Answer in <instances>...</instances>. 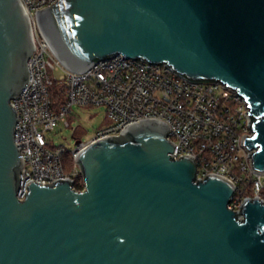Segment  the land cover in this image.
Returning a JSON list of instances; mask_svg holds the SVG:
<instances>
[{
    "label": "water",
    "instance_id": "obj_1",
    "mask_svg": "<svg viewBox=\"0 0 264 264\" xmlns=\"http://www.w3.org/2000/svg\"><path fill=\"white\" fill-rule=\"evenodd\" d=\"M38 15L74 72L123 55L235 90L252 118L244 145L264 174V0H58ZM33 52L22 1L0 0V264H264V200L230 209L236 185L198 180L192 157L172 158L162 121L89 141L77 156L82 191L32 181L21 201L13 100Z\"/></svg>",
    "mask_w": 264,
    "mask_h": 264
},
{
    "label": "built area",
    "instance_id": "obj_2",
    "mask_svg": "<svg viewBox=\"0 0 264 264\" xmlns=\"http://www.w3.org/2000/svg\"><path fill=\"white\" fill-rule=\"evenodd\" d=\"M31 28L34 52L29 60L30 79L14 100L18 113L15 140L23 158L18 198L23 201L27 185L53 184L71 180L76 188L83 175L77 156L87 143L73 150L53 147L47 134L59 123L70 126L73 108L103 107L108 124L91 140L120 136L131 125L162 121L170 128L174 159L192 157L197 179L216 175L237 187L230 209L241 210L248 199L264 200V174L256 173L253 151L244 145L253 136L247 102L235 90L220 82H193L170 66L118 55L98 62L87 72L70 70L47 42L39 11L58 0H21ZM73 155V171L65 170L63 157ZM82 189V190H83ZM78 190V189H77ZM79 190V191H82ZM253 196H249V191Z\"/></svg>",
    "mask_w": 264,
    "mask_h": 264
},
{
    "label": "rangeland",
    "instance_id": "obj_3",
    "mask_svg": "<svg viewBox=\"0 0 264 264\" xmlns=\"http://www.w3.org/2000/svg\"><path fill=\"white\" fill-rule=\"evenodd\" d=\"M68 122L69 127L59 123L54 131L47 134L53 147L64 146L68 150H73L78 138L85 143L91 141L99 130L107 126V112L103 107L75 106L73 115L68 117Z\"/></svg>",
    "mask_w": 264,
    "mask_h": 264
},
{
    "label": "trees",
    "instance_id": "obj_4",
    "mask_svg": "<svg viewBox=\"0 0 264 264\" xmlns=\"http://www.w3.org/2000/svg\"><path fill=\"white\" fill-rule=\"evenodd\" d=\"M80 139V138H78ZM63 161H64V166H65V170L70 173L73 171V164H74V160H73V155L69 152V153H66L63 157ZM80 178L78 179V184H76V188L78 190H82L83 189V185L80 183ZM248 195L249 196H253V192L250 190L248 192Z\"/></svg>",
    "mask_w": 264,
    "mask_h": 264
}]
</instances>
